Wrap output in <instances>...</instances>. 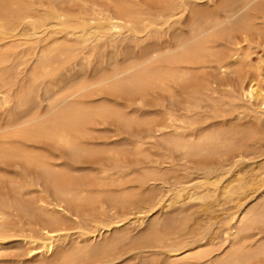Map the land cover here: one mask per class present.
Here are the masks:
<instances>
[{
  "label": "bare ground",
  "instance_id": "1",
  "mask_svg": "<svg viewBox=\"0 0 264 264\" xmlns=\"http://www.w3.org/2000/svg\"><path fill=\"white\" fill-rule=\"evenodd\" d=\"M251 33L264 41V0H0V264L145 251L140 264H264V86L242 74ZM99 93L158 95L163 116L88 102ZM34 100L45 103L29 113ZM95 116L133 140L89 146ZM92 156L102 162L84 172Z\"/></svg>",
  "mask_w": 264,
  "mask_h": 264
},
{
  "label": "rangeland",
  "instance_id": "2",
  "mask_svg": "<svg viewBox=\"0 0 264 264\" xmlns=\"http://www.w3.org/2000/svg\"><path fill=\"white\" fill-rule=\"evenodd\" d=\"M218 1V0H217ZM255 35V33H251L248 37H249V39L251 40L250 42H251V46H250V50L252 51H250L249 50V56H250V61L248 62V64L246 65V67H243V71H242V74H243V76H245L244 77V83H247V80H249V81H252L253 83H255V84H262V86H264V60H262V62H257L258 61V57L259 56H261V59H264V58H262V57H264V49H262V48H264V41H262L261 39H260V41H259V36L257 35ZM251 35H252V37H251ZM255 37H257V38H255ZM255 41V42H254ZM243 44H245V42H242ZM254 45H253V44ZM258 44H259V46H258ZM252 45H253V47H252ZM262 45V46H261ZM252 47V48H251ZM262 47V48H261ZM255 50V51H254ZM250 52L252 53V54H250ZM254 58H255V60H256V63H255V60H254ZM257 58V59H256ZM253 61V62H252ZM97 67V65L95 64V65H92V67H89V68H87L86 67V70H88V71H85V73L84 74H91L92 73V70H94L96 67ZM77 69H74L72 72L71 71H69L70 72V74H69V72H66V73H64L63 74V78H62V76H61V80H65L66 78V81L67 80H69L70 78L72 79L74 76H75V74L77 75V73H79V72H81V71H76ZM84 72V71H83ZM75 73V74H74ZM65 75V76H64ZM68 75H70V76H68ZM80 75V74H79ZM73 76V77H72ZM26 77V78H25ZM66 77V78H65ZM69 77V78H68ZM20 78H21V81H22V83L24 84V86H27V84H28V72H27V70H25V71H23L22 72V74H21V76H20ZM248 81V82H249ZM44 86H48L47 85V83H45V84H43V87ZM55 89V88H54ZM40 93H42L41 91H40ZM108 95L110 96V97H108ZM111 95L112 96H114V98H112L111 97ZM96 96V97H95ZM117 96V97H116ZM156 97H158V95L156 96ZM154 95H153V98H149V100L151 99V101H148L147 99V103L144 101V102H140L139 100H137V101H135L134 100V98H127V97H125L124 95H113V94H107V93H103V96L101 95V93H99L98 95L96 94V95H94V96H92L90 99H88V102L89 103H92V104H97V103H100V102H103V103H105V104H108V105H110V106H115V107H118V108H122V110H123V112H125V113H127V114H131V113H133V116L134 117H138V119H139V121H143L142 119L140 120V118L141 117H143V119H144V122L145 121H151V122H158V121H160L161 120V118H162V114H161V112H158V111H154V109L156 108V107H154L153 105H150V103L149 102H153L154 101V98H156ZM122 99H123V101H122ZM124 99H126V100H124ZM128 99V100H127ZM132 100V101H131ZM37 102H38V100H34V101H32V103H31V105H33V106H31L29 109H28V111L27 112H31L32 113V111L33 112H38V111H40L41 109H42V106L44 105L43 103H45V102H42V104H37ZM154 103V102H153ZM131 104V105H130ZM152 104V103H151ZM136 105H138V106H136ZM149 105V106H148ZM140 106V107H139ZM141 106H143V107H141ZM150 106H153V107H150ZM34 107V108H33ZM134 107H135V110H134ZM120 108V109H121ZM137 108V109H136ZM140 108V109H139ZM158 109H159V107H157ZM34 109V110H33ZM139 110H141L140 111V113H138L139 112ZM143 111V112H142ZM153 111V112H152ZM137 112V113H136ZM146 112V113H145ZM149 112V113H148ZM144 113V114H143ZM129 114V115H130ZM246 114L247 115H251V112H250V109H248V110H246ZM253 114V113H252ZM132 115V114H131ZM144 115H146V116H144ZM154 117V118H153ZM98 118V119H97ZM104 118V119H103ZM109 118H112V117H99V116H95L94 118H93V120H92V122H90V123H88L87 125H86V129H87V131H88V133L89 134H87L84 138H83V140H84V142L87 144L88 143V145L89 146H95V147H100V146H103V145H105V142H106V144H109L110 143V145H114V144H124L125 142L127 143V142H130L131 140H133L132 139V137L133 136H130L128 133H127V127L123 124V123H121V122H118V121H114V120H116V119H109ZM147 118H148V120H147ZM154 120H153V119ZM94 119H96V120H94ZM153 120V121H152ZM251 119L249 118V117H247L246 119H245V123H249V121H250ZM149 121V122H150ZM96 122V123H95ZM94 123V124H93ZM92 125V126H91ZM118 125H119V128H118ZM141 125V126H140ZM90 126V127H89ZM124 126V127H123ZM135 126L136 125H133L132 126V129L133 128H135ZM124 129H123V128ZM126 127V128H125ZM144 128H145V125L143 126L142 124H139V125H137L136 126V128L134 129L136 132H139V131H142V130H144ZM136 129H139V131L138 130H136ZM117 130V131H116ZM124 131H125V134H124ZM117 132V133H116ZM91 134V135H90ZM89 135V136H88ZM262 138H264V136H262ZM105 141V142H104ZM262 141H264V140H262ZM107 142H109V143H107ZM262 143H264V142H262ZM40 146H42V147H44V149H46V150H48L51 154H53V156H55V157H57V155L56 154H58V157H60L61 159H63V160H65V159H67L66 161H71L70 160V158L71 157H69V155L68 154H65L64 152L65 151H63L62 149H58L57 147L55 148V147H52V146H50V145H48V143H44V144H40ZM50 146V147H49ZM53 148V149H52ZM55 149V150H54ZM59 151H61V152H59ZM62 154H63V156H62ZM62 156V157H61ZM66 156V157H65ZM64 157H65V159H64ZM68 157H69V159H68ZM87 159H84L83 158V165H84V167H85V170H84V172L87 170V172L88 171H92V172H96L95 170H97V168L99 167V165H100V163L102 162L101 161V159H102V157L100 158V156H98V158L96 157V156H92V157H86ZM95 159V160H94ZM82 160V159H81ZM91 160V162H89ZM96 162H94V161ZM264 161V155H262V156H260V157H258V158H256L255 159V161ZM252 161H254V159L253 160H247L246 161V163L247 164H249V163H252ZM88 166H87V165ZM93 169V170H92ZM68 227H73L74 225L72 224V223H68V225H67ZM130 228V229H129ZM128 228V230L130 231V233L131 234H133V235H138V233H139V229H135V228H133V227H129ZM76 231V228H71V230H70V232L72 233V232H75ZM6 252H8V251H5V253ZM134 253H132V252H130V253H127L125 256H124V262H123V264L125 263H127V264H140V261H141V259L142 258H145V259H147L148 261L150 260V258H154V256H153V254H152V251L150 252V251H145L142 255H139V254H134ZM156 257V256H155ZM163 257V255H160L159 256V258H161V260L163 259L162 258ZM125 258H126V260H125ZM156 258H158V257H156ZM159 261H160V259H159ZM151 262V260L149 261V263ZM152 263V262H151ZM154 263V262H153ZM154 264H156V263H154Z\"/></svg>",
  "mask_w": 264,
  "mask_h": 264
}]
</instances>
